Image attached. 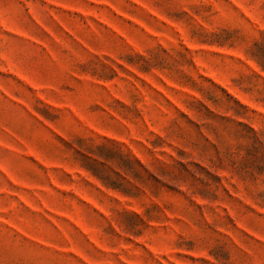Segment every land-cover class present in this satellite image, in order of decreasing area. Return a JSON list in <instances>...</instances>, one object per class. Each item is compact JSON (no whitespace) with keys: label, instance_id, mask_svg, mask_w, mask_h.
<instances>
[{"label":"rangeland","instance_id":"374dc122","mask_svg":"<svg viewBox=\"0 0 264 264\" xmlns=\"http://www.w3.org/2000/svg\"><path fill=\"white\" fill-rule=\"evenodd\" d=\"M0 264H264V0H0Z\"/></svg>","mask_w":264,"mask_h":264}]
</instances>
